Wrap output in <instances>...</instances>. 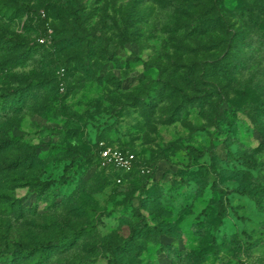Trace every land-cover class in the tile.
Masks as SVG:
<instances>
[{"label": "clouds", "instance_id": "1", "mask_svg": "<svg viewBox=\"0 0 264 264\" xmlns=\"http://www.w3.org/2000/svg\"><path fill=\"white\" fill-rule=\"evenodd\" d=\"M82 3H0V264H264V0L222 5L232 71L189 36L209 0Z\"/></svg>", "mask_w": 264, "mask_h": 264}, {"label": "rangeland", "instance_id": "2", "mask_svg": "<svg viewBox=\"0 0 264 264\" xmlns=\"http://www.w3.org/2000/svg\"><path fill=\"white\" fill-rule=\"evenodd\" d=\"M77 4L82 8L83 3L82 0H75ZM142 0H138V4L141 3ZM211 7L208 8L203 14L202 17L195 23V26L192 27L191 32L189 33V36L196 41L197 43L204 40V38H208L207 43H204L201 45V50L208 52L211 50L212 47L218 46L215 44V42L212 40V34L217 32H222L225 35H228V33H231L230 38L227 41H220L221 44H226V50L224 51V55L220 57L221 60H225L224 68L228 71L233 70V66L235 67H241L246 66L248 63L252 62L254 60V56L249 55L245 52V49L252 47L254 44L257 43V40L253 39V36L255 35V32H240V31H232V26L230 25V20L233 15L236 13L232 12L229 13L227 16L219 15V13L222 11V5L226 3V0H209ZM0 3H9L13 5L14 11L12 12L11 20H15L17 17L24 15L23 10L21 7H17L19 5L20 0H0ZM202 3V0H192V7H199ZM2 11V9H0ZM29 18L25 15V20H28ZM250 23L253 28L256 26L264 23V12L260 13H253V15L250 17ZM19 27L21 30L25 28V23L21 22L19 24ZM191 27V25H189ZM62 31L67 30H61L56 33L57 36L60 37L58 40H54L55 45L60 48V50H63L64 48L71 47L77 43H83L84 38H77L75 29L72 30V34L70 36L62 35ZM102 37H99L96 35V33H92V38L89 40V46L95 43L97 40L101 39ZM118 53H113V55H110L107 57L108 60H113L114 56ZM27 54H25L26 58ZM75 59V57L71 58ZM136 57H129V62H136ZM151 59V56H148V59L144 61L145 66L147 67L148 61ZM14 62V61H13ZM209 67H214L213 65H209ZM144 75H139L137 77L128 78L123 82V87L126 90L129 86H131L133 83H142L144 80ZM155 106V102H153V107ZM9 144H11V141H6L4 143H0V150L6 148ZM223 159H227L226 156H222ZM25 199L27 197H24ZM34 199V198H33ZM57 204L60 203L59 200L56 201ZM125 232H127V229H124ZM133 231V239L136 238V236L139 235V233H136L135 229ZM165 247H167L168 241L165 240ZM113 248L116 254H128L129 249L128 247L121 248L119 245V242L116 241L113 244ZM160 264H170V262L167 260V257L162 256Z\"/></svg>", "mask_w": 264, "mask_h": 264}]
</instances>
